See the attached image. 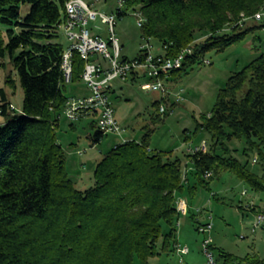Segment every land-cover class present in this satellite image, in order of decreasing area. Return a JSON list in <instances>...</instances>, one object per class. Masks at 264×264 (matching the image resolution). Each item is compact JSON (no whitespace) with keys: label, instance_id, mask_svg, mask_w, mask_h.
I'll return each instance as SVG.
<instances>
[{"label":"trees","instance_id":"trees-1","mask_svg":"<svg viewBox=\"0 0 264 264\" xmlns=\"http://www.w3.org/2000/svg\"><path fill=\"white\" fill-rule=\"evenodd\" d=\"M69 1L0 0V60H10L24 93L17 113L1 91L0 115L11 118L0 126V264H149L176 253V202L187 189L192 197L199 188L211 192L214 179L229 173L264 191V55L232 74L201 116L196 133L211 136L205 154L187 155L186 165L172 160L171 152L150 150L153 130L147 128L141 142H125L106 154L95 168V186L79 191L57 134L69 98L61 71L64 48L55 40ZM263 5L264 0H123L126 11L118 16L138 11L142 38L159 42L166 57L193 50L170 74L177 83L206 54L225 52L264 28L238 25L242 14L251 17ZM72 66L74 84L85 62L73 54ZM6 85L14 89L16 81L7 76ZM96 125L91 124L94 144L105 137ZM232 140L244 143L246 163L232 155ZM256 154L259 172L249 167ZM191 217L198 231L203 224ZM211 251H218L220 264H264L256 256L239 260L214 245Z\"/></svg>","mask_w":264,"mask_h":264},{"label":"rangeland","instance_id":"rangeland-1","mask_svg":"<svg viewBox=\"0 0 264 264\" xmlns=\"http://www.w3.org/2000/svg\"><path fill=\"white\" fill-rule=\"evenodd\" d=\"M91 10L105 15H115V35L122 46V57L126 60H134L139 56L140 48L147 43L141 36L138 25L140 13L129 10L124 17L118 16V11H126L120 5V0H84ZM29 6L23 8L26 15ZM258 23L247 21L248 26ZM261 25H264L261 24ZM88 29L92 35L102 34V38L108 40L110 33L108 26L101 23V19L90 22ZM55 42L61 44L66 51L70 43L60 28ZM152 54L163 55L161 45L156 40H150ZM264 55V28L258 29L236 46L225 52L212 51L205 55L204 59L210 65H197L179 82L165 81L166 88L172 95L166 100L161 91L145 92L142 85L148 82L144 77H130L128 80H115L111 83V103L115 109V118L123 130L122 136L110 134L103 140L94 144L90 139L96 130L91 128L92 122H97L94 116L82 118L77 122L69 121L64 110L60 113L59 128L57 130L58 142L63 150L66 160V170L79 191H86L95 186L94 171L97 164L116 146L128 141L141 142L147 133V128L152 129L149 140L150 150L171 152V159H180L186 165V156L191 148H196L206 142L209 146L210 134L196 133L197 124L201 116L207 114L213 108L218 92L223 89L234 73L242 71L250 62ZM3 65L0 68V105H2L1 91H4L6 99L17 113L23 106L24 93L19 85L9 59L0 60ZM7 76L16 81V86L11 89L6 85ZM174 90V91H173ZM91 90L80 80L67 85L65 96L68 98H83L91 95ZM177 95L181 98L177 102ZM156 102L165 107L166 112L160 114L159 109L154 107ZM175 105V106H173ZM161 118L162 122L152 124L153 118ZM11 117L0 115V126L6 124ZM227 146L232 155L242 163L246 158L242 154L244 143L238 140L228 142ZM257 155V154H256ZM255 155V156H256ZM254 158V157H253ZM252 158V160H253ZM251 170L259 172L260 166L249 164ZM191 168V166H190ZM188 167L186 170H190ZM262 173V172H261ZM260 173V174H261ZM190 182H194L191 175ZM211 178V177H210ZM214 178V176L212 177ZM209 179V178H208ZM209 192L199 188L195 196L187 191L183 198L192 209L188 216L179 215V227L177 223L176 240L182 246H187L190 254L184 257V263L180 262L179 256L174 254L162 255L151 259L149 264H209V259L203 252L205 235L196 231L195 215L201 224L210 223L213 226L211 239L213 245L221 252L235 258L245 259L256 256L264 260V233H251L254 220L251 213L259 206L264 205V191L255 192L247 184L236 179L234 176L222 174L214 179ZM246 192L245 196H242ZM256 204H259L258 206ZM252 205V206H251ZM243 237V238H242ZM214 260L220 264L218 251L213 252ZM239 264H246L240 262Z\"/></svg>","mask_w":264,"mask_h":264},{"label":"built area","instance_id":"built-area-1","mask_svg":"<svg viewBox=\"0 0 264 264\" xmlns=\"http://www.w3.org/2000/svg\"><path fill=\"white\" fill-rule=\"evenodd\" d=\"M123 0H120L122 6ZM101 19V23L108 26L110 37L108 40L102 38V34L91 33L88 29L90 22ZM258 24L264 23V5L262 9L251 17L241 15L238 25H244L248 20ZM115 15H105L93 11L85 3L84 0H70L66 4V19L63 23L64 35L70 43L69 48L65 51L62 70L64 71V84H72L73 54H77L85 62V68L81 75V80L91 90V95L83 98H70L64 107V114L71 122H77L82 118L94 116L97 121V130L103 136L110 134L122 136L123 130L119 126L115 118V109L111 103V83L115 80H128L131 76L140 78L144 77L148 80L142 85L145 92L161 91L166 100L172 95L165 86V81L170 80L172 71L182 67L185 59L193 54L191 48L183 50L176 58L166 57L163 55H153L150 40L140 48L141 56L138 59L126 60L122 57V46L115 35ZM143 19L140 15L138 21L141 27ZM205 65H210L209 61L203 60ZM169 96V97H168ZM177 95V102L181 100ZM160 114L166 112L165 107H159ZM14 109V108H13ZM201 148H191L189 155L201 154ZM256 155L252 160V165H257L259 158ZM187 169V168H186ZM188 171L185 170V173ZM211 173L206 174V178H210ZM246 192L242 196H245ZM252 206V205H251ZM177 208H182L183 217L187 215L188 204L183 198H178L176 202ZM252 207H249V209ZM213 229L212 224L206 223L199 226L198 232L205 235L203 241V252L209 259V264H217L214 260L211 246L213 245L210 237ZM262 231L264 233V211L254 215L251 226V233L256 234ZM243 238V237H242ZM176 254L184 263V257L190 253L186 252L185 246L177 244L175 247Z\"/></svg>","mask_w":264,"mask_h":264},{"label":"bare ground","instance_id":"bare-ground-1","mask_svg":"<svg viewBox=\"0 0 264 264\" xmlns=\"http://www.w3.org/2000/svg\"><path fill=\"white\" fill-rule=\"evenodd\" d=\"M60 28L63 29V24L61 25ZM64 55H65V51H64L63 56H62V63H63V61H64ZM62 63H61V71H62V73H63V77H62V78H64V71L62 70ZM72 81H73V75H72ZM204 145H208V144H207L206 142H204V143H202V144H201L200 146H198V147H203ZM207 151H208V148H201V154H205ZM177 211H178V214H179L180 216L183 215L182 208H177ZM178 226H179V223H178ZM185 249H186V252L189 253V249H188L187 246H185Z\"/></svg>","mask_w":264,"mask_h":264},{"label":"crops","instance_id":"crops-1","mask_svg":"<svg viewBox=\"0 0 264 264\" xmlns=\"http://www.w3.org/2000/svg\"><path fill=\"white\" fill-rule=\"evenodd\" d=\"M174 91V90H173ZM90 96V95H89ZM86 97H88V96H86ZM171 98V97H170ZM169 98V99H170ZM70 99V98H69ZM257 206L259 205V204H256ZM188 208H189V210H191L192 209V206H191V203H189V206H188ZM259 210L260 211H262V210H264V205H260L259 206ZM256 213H251V219H253V217H254V215H255ZM179 227V226H178ZM260 232H262V231H260ZM263 233V232H262ZM178 244H180V245H182L181 243H178ZM189 249V248H188ZM189 253H190V250H189Z\"/></svg>","mask_w":264,"mask_h":264}]
</instances>
